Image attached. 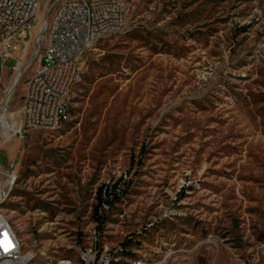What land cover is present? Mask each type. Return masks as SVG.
I'll use <instances>...</instances> for the list:
<instances>
[{
    "label": "rangeland",
    "instance_id": "1",
    "mask_svg": "<svg viewBox=\"0 0 264 264\" xmlns=\"http://www.w3.org/2000/svg\"><path fill=\"white\" fill-rule=\"evenodd\" d=\"M121 1L122 28L85 53L70 119L0 133L17 178L0 214L35 264L76 261L98 229L148 264H264V0ZM33 70L11 95L17 122Z\"/></svg>",
    "mask_w": 264,
    "mask_h": 264
},
{
    "label": "built area",
    "instance_id": "2",
    "mask_svg": "<svg viewBox=\"0 0 264 264\" xmlns=\"http://www.w3.org/2000/svg\"><path fill=\"white\" fill-rule=\"evenodd\" d=\"M42 7L51 10V16L46 19L44 11L43 22L31 39ZM124 20L121 0H0V60L13 61L9 80L0 73V133L22 136L26 129L55 131L68 121L72 88L80 78L85 53L99 38L122 28ZM32 66L20 107L22 118L17 122L10 107L11 95ZM16 179L13 164H0V198ZM124 184L120 179L106 194L104 187L96 216L100 223ZM90 238L85 246H73L81 249L86 264H111V259L122 257L123 246L108 251L100 230ZM0 242V264H35L33 253L16 244L15 231H9L8 222L1 217Z\"/></svg>",
    "mask_w": 264,
    "mask_h": 264
},
{
    "label": "bare ground",
    "instance_id": "3",
    "mask_svg": "<svg viewBox=\"0 0 264 264\" xmlns=\"http://www.w3.org/2000/svg\"><path fill=\"white\" fill-rule=\"evenodd\" d=\"M40 21L38 24H36L33 28H32V37L31 39L34 38L35 33L39 30L43 19H44V10H40L39 14H38ZM2 120L3 118L0 117ZM11 189H4V197L0 198V203L4 201V199L7 197L9 191ZM0 217L2 220L8 222L1 214ZM99 223H100V219H96ZM98 227V226H97ZM8 228L9 231H13L10 224L8 223ZM97 229V228H96ZM100 229H98L99 231ZM96 230H94L92 233H95ZM15 241L16 244H20L18 238L15 235ZM108 251H116V245L115 248L112 249L111 247L108 246ZM61 261H65L66 264H86V262L83 261L82 256H81V249L77 248V260H71L70 258H59L55 264H59ZM111 264H144V260L142 261L140 258H138L135 254L133 255L132 253H130L127 249V247H124V253L122 255V257H115L113 259H111ZM148 264V263H146Z\"/></svg>",
    "mask_w": 264,
    "mask_h": 264
},
{
    "label": "snow or ice",
    "instance_id": "4",
    "mask_svg": "<svg viewBox=\"0 0 264 264\" xmlns=\"http://www.w3.org/2000/svg\"><path fill=\"white\" fill-rule=\"evenodd\" d=\"M0 243H2V242H0Z\"/></svg>",
    "mask_w": 264,
    "mask_h": 264
}]
</instances>
